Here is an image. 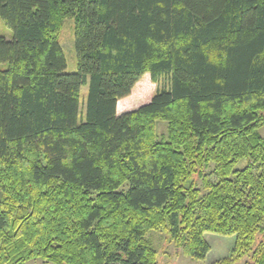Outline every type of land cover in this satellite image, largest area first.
I'll return each instance as SVG.
<instances>
[{"label": "trees", "instance_id": "1", "mask_svg": "<svg viewBox=\"0 0 264 264\" xmlns=\"http://www.w3.org/2000/svg\"><path fill=\"white\" fill-rule=\"evenodd\" d=\"M0 19V264H157L152 231L264 264V0H0ZM146 74L168 86L117 110Z\"/></svg>", "mask_w": 264, "mask_h": 264}, {"label": "rangeland", "instance_id": "2", "mask_svg": "<svg viewBox=\"0 0 264 264\" xmlns=\"http://www.w3.org/2000/svg\"><path fill=\"white\" fill-rule=\"evenodd\" d=\"M0 36L10 41L12 38V32L9 30L4 22L0 19ZM58 42L62 48L65 60L66 69L65 73L73 74L77 71V61L74 49V21L73 19L64 20L60 31L58 32ZM168 86V82L162 80L159 85L153 84L148 74L143 78L133 89L131 96L127 100L121 101L118 105L119 111H134L142 104H145L151 100L157 90H160ZM87 87L81 89V111L84 110V104L87 96ZM156 132L158 138H162L167 135V124L161 121L156 122ZM259 135L264 138V126L259 128ZM245 162H241L237 168L244 167ZM214 166L211 165L203 170L199 175H194L192 180L196 188L201 189L203 195L205 191L202 185L203 178L209 179L211 182L216 180V176L213 172ZM205 240L209 245V252L204 260H194L183 254L181 247L172 241L168 234L163 231H152L146 236L148 242L153 246L157 252V264H221V261L230 257L231 252L235 244V236H222L213 233H206ZM260 240H264V235L258 237L257 243ZM249 258L245 257L239 262L234 264H244ZM25 264H52L42 259H33Z\"/></svg>", "mask_w": 264, "mask_h": 264}, {"label": "crops", "instance_id": "3", "mask_svg": "<svg viewBox=\"0 0 264 264\" xmlns=\"http://www.w3.org/2000/svg\"><path fill=\"white\" fill-rule=\"evenodd\" d=\"M127 99H128V98H126V99H124V100H121V101H125V100H127ZM121 101H119V102L117 103V110H119V109H118V108H119L118 105L120 104ZM120 111H121V110H120Z\"/></svg>", "mask_w": 264, "mask_h": 264}]
</instances>
